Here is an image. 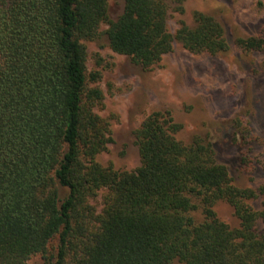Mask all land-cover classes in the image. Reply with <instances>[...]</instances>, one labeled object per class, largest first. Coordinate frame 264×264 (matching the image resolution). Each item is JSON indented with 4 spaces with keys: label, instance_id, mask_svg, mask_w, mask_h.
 Masks as SVG:
<instances>
[{
    "label": "trees",
    "instance_id": "obj_1",
    "mask_svg": "<svg viewBox=\"0 0 264 264\" xmlns=\"http://www.w3.org/2000/svg\"><path fill=\"white\" fill-rule=\"evenodd\" d=\"M185 1L125 0L112 21L109 0H0V264L35 255L46 264H264V185L238 187L212 143L178 139L170 111L135 132L136 170L97 160L112 138L95 112L104 95L89 87L84 42L107 24L110 48L145 69L176 42L194 54L228 51L224 27L203 13L170 32L172 5ZM236 46L264 51V35ZM243 165L252 170L248 155ZM101 192L98 213L91 200ZM220 201L238 227L219 216Z\"/></svg>",
    "mask_w": 264,
    "mask_h": 264
},
{
    "label": "rangeland",
    "instance_id": "obj_2",
    "mask_svg": "<svg viewBox=\"0 0 264 264\" xmlns=\"http://www.w3.org/2000/svg\"><path fill=\"white\" fill-rule=\"evenodd\" d=\"M124 8L125 0H109L110 19L116 21ZM196 13L222 24L228 51L194 54L176 42L158 65L145 69L110 48L107 24L95 39L84 42L89 87L100 88L104 95L95 112L109 124L112 138L97 160L118 171L136 170L141 159L135 132L151 113L170 111L182 125L179 140L187 145L196 140L212 143L217 161L228 167L235 184L257 189L264 185V51L245 52L236 40L264 35V0H187L182 8L173 4L170 32L176 34L182 23L194 26ZM245 155L253 162L249 172ZM102 195L91 200L98 213ZM254 205L259 207L260 201ZM216 209L232 227L239 226L231 205L220 201ZM56 245V240L50 244L48 257ZM46 262L43 255L28 261Z\"/></svg>",
    "mask_w": 264,
    "mask_h": 264
}]
</instances>
